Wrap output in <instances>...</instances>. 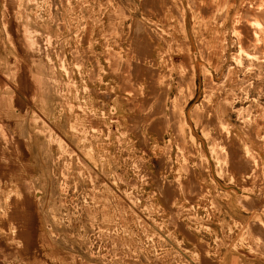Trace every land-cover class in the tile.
Segmentation results:
<instances>
[{
  "label": "rangeland",
  "instance_id": "1",
  "mask_svg": "<svg viewBox=\"0 0 264 264\" xmlns=\"http://www.w3.org/2000/svg\"><path fill=\"white\" fill-rule=\"evenodd\" d=\"M0 264H264V0H0Z\"/></svg>",
  "mask_w": 264,
  "mask_h": 264
}]
</instances>
